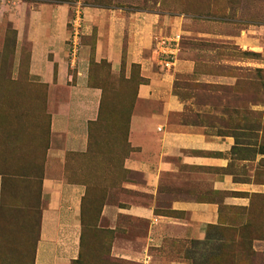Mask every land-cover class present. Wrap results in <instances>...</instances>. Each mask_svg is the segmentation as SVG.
Masks as SVG:
<instances>
[{
	"label": "rangeland",
	"instance_id": "374dc122",
	"mask_svg": "<svg viewBox=\"0 0 264 264\" xmlns=\"http://www.w3.org/2000/svg\"><path fill=\"white\" fill-rule=\"evenodd\" d=\"M43 5L70 11L66 57L74 68L85 8L114 12L125 31L123 60L130 28L138 35L141 18L147 17L142 55L156 58L151 71L171 81L182 106L170 120L231 137L227 171L236 182L264 187V0H0V19L9 21L7 11L14 9L23 21L27 11ZM13 35L11 29L4 37L0 32V264H33L46 208L41 182L50 145L48 93L28 74V46L17 66ZM169 47L173 60L165 68L161 62ZM138 70L132 64L127 79L125 65L113 73L105 60H90L91 85L102 90L101 118L90 127L86 150L69 153L65 164L67 183L82 190V239L72 264H138L117 255L125 240L141 237V222L120 220L122 228L112 232L101 216L105 204H119L122 194L134 196L121 184L131 180L123 163L131 151L127 123L136 87L143 83ZM249 204L222 208L215 226L220 230L208 227L201 242L167 241L163 253L188 264H264V193L252 194ZM234 229L243 232L233 235Z\"/></svg>",
	"mask_w": 264,
	"mask_h": 264
},
{
	"label": "crops",
	"instance_id": "0c3cea01",
	"mask_svg": "<svg viewBox=\"0 0 264 264\" xmlns=\"http://www.w3.org/2000/svg\"><path fill=\"white\" fill-rule=\"evenodd\" d=\"M69 13L65 7L43 5L27 11L23 21L14 9L7 11L9 21L0 19L2 37L8 29L13 31L17 66L22 47L28 46V74L48 93L50 145L41 182L46 208L40 216L33 264H72L79 257L82 190L67 183L65 164L69 153L86 150L90 127L101 118L102 90L91 85L90 60L95 64L105 60L113 73L125 65L127 79L132 64L137 65L143 79L127 123L131 151L123 170L131 180L121 184L134 196L122 194L119 204L107 203L101 210L112 232L122 228L120 220L141 222V237L125 240L117 257L138 264H188L167 258L162 251L166 242L204 241L207 228L220 225L222 208L246 209L251 195L264 193V187L236 182L227 171L234 146L231 137L170 120L182 106L172 94L171 81L151 71L156 58L142 55L148 45L147 17L142 16L138 35L130 28L124 61L125 31L115 23L114 12L85 8L74 68L66 57Z\"/></svg>",
	"mask_w": 264,
	"mask_h": 264
},
{
	"label": "built area",
	"instance_id": "2783aa9c",
	"mask_svg": "<svg viewBox=\"0 0 264 264\" xmlns=\"http://www.w3.org/2000/svg\"><path fill=\"white\" fill-rule=\"evenodd\" d=\"M171 42L174 43L175 39H171ZM72 44H73V42H72ZM72 49H73L72 53H75L76 50H75V46L74 45L72 46ZM168 49H171V48L169 47ZM172 50H173V48L171 49V52L168 51L167 53H164L165 56L162 55V56L165 57V59L161 62V66H163L165 68H168L170 65H172V60H173ZM164 52H165V50H164ZM162 63H163V65H162Z\"/></svg>",
	"mask_w": 264,
	"mask_h": 264
},
{
	"label": "trees",
	"instance_id": "16d2710c",
	"mask_svg": "<svg viewBox=\"0 0 264 264\" xmlns=\"http://www.w3.org/2000/svg\"><path fill=\"white\" fill-rule=\"evenodd\" d=\"M250 205V204H249ZM229 227L230 228H234V227H232V225H229ZM209 228H216V229H218V230H220L218 227H215V226H210ZM243 229H234L233 230V235H236V234H241L243 231H242ZM207 235V234H206ZM81 237H82V235H81ZM82 239V238H81ZM206 239V238H205ZM194 264V263H193Z\"/></svg>",
	"mask_w": 264,
	"mask_h": 264
}]
</instances>
